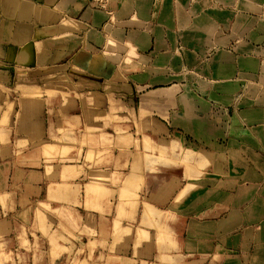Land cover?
<instances>
[{"label": "crops", "instance_id": "obj_1", "mask_svg": "<svg viewBox=\"0 0 264 264\" xmlns=\"http://www.w3.org/2000/svg\"><path fill=\"white\" fill-rule=\"evenodd\" d=\"M125 128L249 200L208 219L171 152L132 172L123 139L83 144ZM143 176L161 200L123 196ZM236 210L264 241V0H0V264H236Z\"/></svg>", "mask_w": 264, "mask_h": 264}, {"label": "rangeland", "instance_id": "obj_2", "mask_svg": "<svg viewBox=\"0 0 264 264\" xmlns=\"http://www.w3.org/2000/svg\"><path fill=\"white\" fill-rule=\"evenodd\" d=\"M90 131V130H89ZM94 131V130H93ZM122 131H118L117 135L116 134H111V133H106L104 130H102V135L101 136H94L90 135L89 141H84L83 144L86 143L89 146H93L96 144L95 139L101 137L103 140L108 142V149L106 151L103 150L101 153V156L103 155H110V154H115V140L117 139H123L122 143L124 147L119 146V154H124V157L126 159H129L128 157L132 154L135 153L137 156L136 161L134 162L135 167H130L128 161L126 162L125 166L127 167L126 169L132 172H136L139 167L140 170L143 171V165H147L148 160L152 159L153 162L152 164L155 163V172L159 174V172L162 170V165L164 163V154H169L171 152V155L173 157L172 159V165L178 167L179 165L183 166L184 169L189 173V179L185 181L186 179L182 178V181L188 182L189 185H187V190L188 194L191 193V191L197 189L198 190V199L203 201L204 204V212H205V217L209 218H214V219H224L227 216V205L228 203H234L236 205H239L243 203L244 198L246 197L245 201L249 200V195H244V194H234V193H224V187H228L227 184L224 186L222 185L223 188H221V183H226L229 182V184H234L236 180L234 179H228L226 177L220 176L215 174L214 176L212 175L211 167L212 163L211 162H206L204 160V170H203V177L199 178L200 176V171L198 173L193 170L192 174V169H191V164L189 161V158L195 155V151L188 149H185V146L179 144L178 141H173L171 144V147L165 148L164 145L158 144L159 142L150 139L147 137V135H142L141 132L134 133L132 135V131L129 128H125ZM134 132V131H133ZM122 134V136L120 135ZM118 147V146H117ZM91 151H89V155L93 158V152L90 154ZM155 156L153 158H149L151 156ZM185 155V156H184ZM99 156V152H98ZM183 156V157H182ZM225 165V167L228 166V163H222ZM154 166V165H153ZM146 170V169H144ZM132 172L128 173V176L126 180L130 179L132 176ZM198 174V183L196 181V176ZM177 178L180 176L179 171L175 172L173 174ZM192 178V179H190ZM202 179V181H200ZM152 182L154 180L152 179ZM146 185H147V177L143 176L140 177L139 181L135 185H125L124 186V197H130V199L133 198H138V195H132L131 191L132 190H141L143 193H140V202L138 203H147L152 200H161L160 199V194L159 192L155 194H150L153 193L154 189L153 188H148L147 191L148 194H145L146 190ZM233 188V187H232ZM234 189H237L235 187ZM158 191L159 189L156 188ZM173 196V201L178 203L181 201L182 194H177V195H172ZM258 196V195H257ZM256 196V197H257ZM148 197V199H147ZM258 199V197L256 198ZM198 201V202H200ZM147 209V208H145ZM159 213H162L159 211ZM233 213V211H232ZM160 218V217H159ZM176 220V215L173 216V220ZM226 219V218H225ZM224 219V220H225ZM253 219H242V217L239 214V211L236 210V214L233 216H230L229 220H226V222L221 223L219 228L224 229L225 231L220 232V235H218V239H216V242L214 243L216 246H219L220 251L230 249L234 250L235 253L232 254L233 256L230 258V261L233 259L235 260L236 264H263L264 262V241L260 240H253V236L251 235L252 233V227L250 224H252ZM148 218L144 217L143 219V224H148ZM230 224V225H228ZM262 224L264 225V219L262 220ZM230 226V237L229 235H225V232L227 231V227ZM263 227V226H262ZM260 227V228H262ZM159 228V226H158ZM157 228V229H158ZM162 229H159V232ZM140 233L146 234V231L141 230ZM229 237V238H228ZM264 236H262L263 238ZM229 239V240H228ZM258 251V252H257ZM261 255V257H259ZM228 260V259H227ZM262 261V263H261Z\"/></svg>", "mask_w": 264, "mask_h": 264}, {"label": "built area", "instance_id": "obj_3", "mask_svg": "<svg viewBox=\"0 0 264 264\" xmlns=\"http://www.w3.org/2000/svg\"><path fill=\"white\" fill-rule=\"evenodd\" d=\"M100 7H105L108 0H94Z\"/></svg>", "mask_w": 264, "mask_h": 264}]
</instances>
